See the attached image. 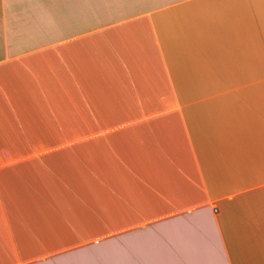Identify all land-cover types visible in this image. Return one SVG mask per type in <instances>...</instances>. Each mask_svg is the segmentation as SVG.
Masks as SVG:
<instances>
[{"label": "crops", "instance_id": "crops-1", "mask_svg": "<svg viewBox=\"0 0 264 264\" xmlns=\"http://www.w3.org/2000/svg\"><path fill=\"white\" fill-rule=\"evenodd\" d=\"M164 1L0 0V264H264V0Z\"/></svg>", "mask_w": 264, "mask_h": 264}, {"label": "rangeland", "instance_id": "rangeland-1", "mask_svg": "<svg viewBox=\"0 0 264 264\" xmlns=\"http://www.w3.org/2000/svg\"><path fill=\"white\" fill-rule=\"evenodd\" d=\"M80 6L84 13V27L112 24L123 16H130L142 11L158 8L168 1L164 0H81ZM61 5L53 8V13L60 14ZM1 32V27H0ZM1 36V34H0ZM57 39L62 35L55 33ZM1 41V37H0Z\"/></svg>", "mask_w": 264, "mask_h": 264}]
</instances>
